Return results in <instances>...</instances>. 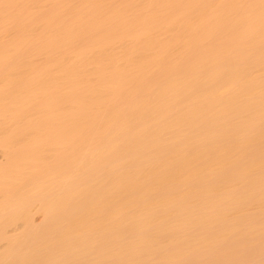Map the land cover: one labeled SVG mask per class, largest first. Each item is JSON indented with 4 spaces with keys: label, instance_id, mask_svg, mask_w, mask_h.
I'll use <instances>...</instances> for the list:
<instances>
[{
    "label": "bare ground",
    "instance_id": "obj_1",
    "mask_svg": "<svg viewBox=\"0 0 264 264\" xmlns=\"http://www.w3.org/2000/svg\"><path fill=\"white\" fill-rule=\"evenodd\" d=\"M0 264H264V0H0Z\"/></svg>",
    "mask_w": 264,
    "mask_h": 264
}]
</instances>
